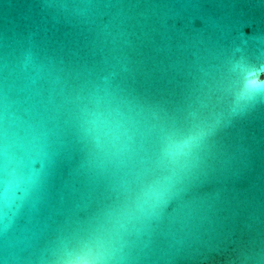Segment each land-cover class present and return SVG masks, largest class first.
<instances>
[{
	"label": "water",
	"instance_id": "95a60500",
	"mask_svg": "<svg viewBox=\"0 0 264 264\" xmlns=\"http://www.w3.org/2000/svg\"><path fill=\"white\" fill-rule=\"evenodd\" d=\"M0 264H264V0H0Z\"/></svg>",
	"mask_w": 264,
	"mask_h": 264
}]
</instances>
